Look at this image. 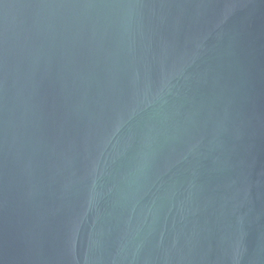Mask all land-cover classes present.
Returning a JSON list of instances; mask_svg holds the SVG:
<instances>
[{
    "label": "water",
    "instance_id": "water-1",
    "mask_svg": "<svg viewBox=\"0 0 264 264\" xmlns=\"http://www.w3.org/2000/svg\"><path fill=\"white\" fill-rule=\"evenodd\" d=\"M0 264H264V0H0Z\"/></svg>",
    "mask_w": 264,
    "mask_h": 264
}]
</instances>
